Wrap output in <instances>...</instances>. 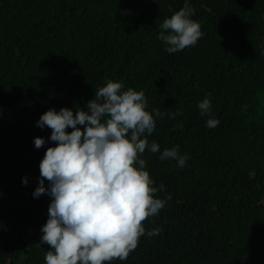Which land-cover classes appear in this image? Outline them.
Masks as SVG:
<instances>
[{"label":"trees","instance_id":"1","mask_svg":"<svg viewBox=\"0 0 264 264\" xmlns=\"http://www.w3.org/2000/svg\"><path fill=\"white\" fill-rule=\"evenodd\" d=\"M185 3L203 36L170 54L159 25ZM263 39L264 0H0V264H46L51 250L41 243L51 198L33 193L56 142L37 121L86 110L108 80L145 93L149 143L189 157L180 168L141 155L153 186H165L156 198L171 199L143 222L128 259L111 264H264Z\"/></svg>","mask_w":264,"mask_h":264},{"label":"clouds","instance_id":"2","mask_svg":"<svg viewBox=\"0 0 264 264\" xmlns=\"http://www.w3.org/2000/svg\"><path fill=\"white\" fill-rule=\"evenodd\" d=\"M194 12L185 3L159 25L157 38L168 53L192 47L203 36L201 25L191 19ZM147 104L143 91L123 90L122 82L108 80L95 90L86 110L50 109L37 121L41 129L52 130L50 140L56 142L40 162L39 185L33 193L36 198L43 194L51 198L49 218L41 229V243L51 247L45 255L46 264L126 261L145 235L143 222L158 215L171 199V195L167 200L156 198L165 186H153L141 155L146 150L160 153L161 161L176 160L180 168L189 157L180 155L178 146L161 153L158 143H149L147 136L155 131L156 120ZM198 108L202 116L210 114L207 95ZM154 112L155 117L163 118L159 109ZM206 125L215 128L219 120L208 119ZM69 128L73 130L67 131ZM45 142L42 137L34 140L37 149ZM23 183H28L27 177ZM161 231L154 228L147 235Z\"/></svg>","mask_w":264,"mask_h":264},{"label":"rangeland","instance_id":"3","mask_svg":"<svg viewBox=\"0 0 264 264\" xmlns=\"http://www.w3.org/2000/svg\"><path fill=\"white\" fill-rule=\"evenodd\" d=\"M29 235H36L35 230H33L32 228H29Z\"/></svg>","mask_w":264,"mask_h":264}]
</instances>
